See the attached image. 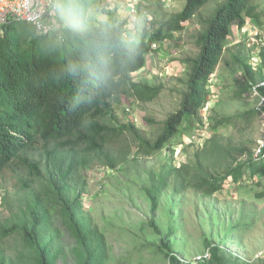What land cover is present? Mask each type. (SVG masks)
Returning <instances> with one entry per match:
<instances>
[{
  "label": "trees",
  "instance_id": "trees-1",
  "mask_svg": "<svg viewBox=\"0 0 264 264\" xmlns=\"http://www.w3.org/2000/svg\"><path fill=\"white\" fill-rule=\"evenodd\" d=\"M102 1L59 0L60 39L17 19L1 26L0 174L10 170L19 182L2 196L7 214L0 210V264H108L107 233L82 203L88 189L83 168L98 160L115 169L127 161L134 145L137 155L154 157L172 148L181 132L194 134L210 100V81L227 50L236 67L231 75H244L238 96L264 79V43L259 44L256 65L247 57L244 43L235 51L229 47L233 26L244 28L248 17L264 29L262 13L255 0H224L209 16H201L202 28L196 35L199 51L183 60L186 88L180 108L161 125L146 120L160 125L156 137L146 138L134 121H116L114 103L121 96L139 101L159 96L162 85L135 76L146 66L147 55L157 51L152 43L171 39L211 0H184L183 10L170 14L163 10L164 0H141L147 11L167 19L158 28H153L157 20L145 24L132 36L127 20L116 14L109 13L99 23L88 20L91 9ZM249 113L259 114L257 106ZM212 120L213 128L251 122L247 114ZM262 149L263 155L256 157L251 148L245 152L214 134L194 153L191 164L175 165L173 157L166 161L142 187L150 202V226L162 234L155 217L171 181L173 193L167 205L191 188L213 196L229 179L241 184L244 177L264 175ZM256 195L264 198V190ZM174 234L170 227L161 243L171 262L181 264L172 251ZM217 251L214 247L213 259Z\"/></svg>",
  "mask_w": 264,
  "mask_h": 264
},
{
  "label": "rangeland",
  "instance_id": "rangeland-1",
  "mask_svg": "<svg viewBox=\"0 0 264 264\" xmlns=\"http://www.w3.org/2000/svg\"><path fill=\"white\" fill-rule=\"evenodd\" d=\"M223 1L211 0L191 21L183 23L184 29L175 32L171 39L158 42L157 51L147 55L146 66L135 76L162 85V92L151 101L121 96L113 106L118 123L132 120L150 139L160 133L161 122L180 108L186 88L187 64L183 60L199 51L196 35L202 28L201 16H209ZM254 3L262 13L260 21L264 26V0H255ZM145 4L141 0H103L91 9L88 20L99 23L107 19L109 13L116 14L119 19L127 20L129 35L132 36L145 24L152 25V21L157 20L153 28H158L167 19L160 13L155 15L147 11ZM184 6V0H164L163 10L170 14L182 11ZM247 19L244 28L233 26L229 47L235 51L238 44L244 43L247 57H251L250 61L256 65L259 62V44L264 43V29L255 19ZM232 68L236 67L227 50L210 81V100L201 112L202 118L195 126V133L187 135L181 132L177 136L172 147L174 155L172 148L164 149L154 157L137 155L138 148L134 145L127 161L115 169L98 160L83 168L88 189L82 196V203L107 233L111 246L108 264H173L161 243L170 227L175 230L171 238L172 251L178 255L181 264H264V198L256 195L264 190V175L259 174L255 179L244 177L241 184L229 179L223 189L210 197L191 188L167 205L173 193L171 181L155 217L162 234H157L149 224L150 202L142 189L149 182L150 175L159 172L162 164L171 161L172 157L175 165L191 164L194 153L214 134H219L224 141L232 142L238 148L243 147L245 152L249 148L256 152L264 144V114L250 115V110L257 106V100L250 92L237 95L244 85V75L239 72L234 78ZM214 106L216 110H213ZM234 114H247L251 122L246 123L244 119L236 125L225 123L213 128L212 119ZM146 120L160 125L155 127ZM241 156L245 157L244 154ZM18 182L17 174L10 170L0 174V210L5 214L2 196L7 189L14 190ZM214 247L218 251L213 259ZM207 249L211 252L209 258L194 260Z\"/></svg>",
  "mask_w": 264,
  "mask_h": 264
},
{
  "label": "built area",
  "instance_id": "built-area-1",
  "mask_svg": "<svg viewBox=\"0 0 264 264\" xmlns=\"http://www.w3.org/2000/svg\"><path fill=\"white\" fill-rule=\"evenodd\" d=\"M58 4L59 0H0V22L3 24L8 19L21 20L33 24L39 33L55 35L60 39L61 26L58 22ZM134 10L133 7L132 11ZM157 45L158 42L152 43V48H157ZM262 88H264V79L253 83L250 91L251 95L257 99L259 114H264ZM263 146L264 144L255 152L256 157L263 155ZM210 255V249H207L194 260L197 262L206 260Z\"/></svg>",
  "mask_w": 264,
  "mask_h": 264
},
{
  "label": "crops",
  "instance_id": "crops-1",
  "mask_svg": "<svg viewBox=\"0 0 264 264\" xmlns=\"http://www.w3.org/2000/svg\"><path fill=\"white\" fill-rule=\"evenodd\" d=\"M2 26L1 22H0V27Z\"/></svg>",
  "mask_w": 264,
  "mask_h": 264
}]
</instances>
